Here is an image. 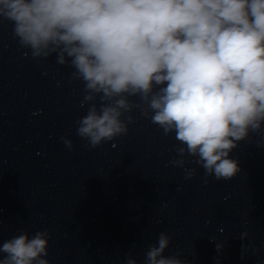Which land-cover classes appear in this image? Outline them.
<instances>
[{"label":"clouds","instance_id":"obj_1","mask_svg":"<svg viewBox=\"0 0 264 264\" xmlns=\"http://www.w3.org/2000/svg\"><path fill=\"white\" fill-rule=\"evenodd\" d=\"M0 19L33 58L55 54L74 69L88 106L76 134L90 148L126 136L139 109L175 134L170 163L185 179L193 157L205 177L231 180L240 167L230 153L264 132V0H0ZM171 241L160 232L143 264H188L164 255ZM48 246L47 230H22L0 243V264H50ZM125 264H138L131 252Z\"/></svg>","mask_w":264,"mask_h":264}]
</instances>
